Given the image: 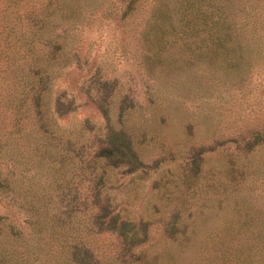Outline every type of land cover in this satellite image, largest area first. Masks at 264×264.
Wrapping results in <instances>:
<instances>
[{
    "label": "trees",
    "instance_id": "16d2710c",
    "mask_svg": "<svg viewBox=\"0 0 264 264\" xmlns=\"http://www.w3.org/2000/svg\"><path fill=\"white\" fill-rule=\"evenodd\" d=\"M121 1L125 2L123 15L134 0ZM213 1L194 0L189 16L176 8L156 12L138 44V66L146 75L164 62L171 63L162 56L166 34L190 35L201 43L195 45L197 49L190 48L186 60H177L179 66L197 58L214 71H247L253 51L246 44L257 27L264 36V8L257 15L252 11L246 23L229 25L223 21L225 16L242 10L222 15L224 11L210 8ZM84 6L82 0H0V71H8L0 77L9 76L18 87L10 93L16 106L13 112L30 118L40 150L38 158L26 162L0 143V233L24 240L35 254L37 234L46 230L59 239L56 244L64 248L66 264H103L84 236L99 233L114 236L112 259L117 264H264L262 220H230L214 233L194 226L187 231L174 212L160 221L163 229L154 237L151 219L133 218L131 205L113 202L108 170L122 166L132 170L145 164L112 113L115 100L119 113L131 100L130 84L121 92L125 85L116 77L103 76L95 59L88 61L67 38L81 21ZM178 15L186 19L182 25L173 22ZM88 105L100 117L101 126L90 141H79L76 137L89 127V118L75 123L73 115ZM49 122L64 123L68 134H59ZM29 169L44 175L47 183L41 190L49 194V202L20 200L19 189L10 186V175ZM181 208L179 204L176 209ZM247 227L252 229L240 230Z\"/></svg>",
    "mask_w": 264,
    "mask_h": 264
},
{
    "label": "rangeland",
    "instance_id": "374dc122",
    "mask_svg": "<svg viewBox=\"0 0 264 264\" xmlns=\"http://www.w3.org/2000/svg\"><path fill=\"white\" fill-rule=\"evenodd\" d=\"M82 2L81 21L67 38L88 61L95 59L103 76L118 78L125 85L121 92L130 84L131 100L121 113L115 100L112 113L145 164L132 170L127 166L108 170L113 202L131 205L133 218L151 219L149 230L154 237L163 229L160 221L174 212L187 231L194 226L214 233L220 224L245 217L264 222V36L258 27L257 35L246 44L253 51L247 71H214L197 58L179 66L177 60H186L190 48L197 49L195 45L201 43L190 35L166 34L162 56L171 63L164 62L158 71L146 75L138 66L144 26L159 11L176 8L187 14L196 5L194 0H134L123 15L121 0ZM210 8L224 11L222 15L242 10L223 19L229 25H241L249 21L252 11L257 15L264 8V0H216ZM176 20L182 25L186 19L178 15ZM7 72L0 71V76ZM15 87L9 76L0 77V143L2 149L32 162L40 151L38 133L32 130L30 118L13 112L16 106L10 93ZM73 116L75 123L89 118V127L76 138L90 141L101 126L100 117L90 105ZM49 124L59 134L69 132L64 123ZM29 170L10 175V186L19 189L20 200L49 202V194L41 190L47 183L44 175ZM179 204L182 208L177 211ZM37 236L39 248L34 254L24 240L0 233V264H66L64 248L56 244L59 239L46 230ZM84 236L103 264H117L112 259V234Z\"/></svg>",
    "mask_w": 264,
    "mask_h": 264
}]
</instances>
